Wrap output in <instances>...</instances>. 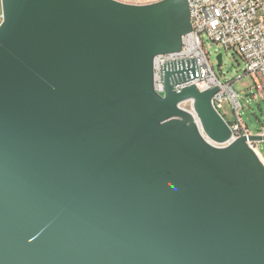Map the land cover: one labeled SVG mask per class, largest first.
<instances>
[{"label":"water","instance_id":"95a60500","mask_svg":"<svg viewBox=\"0 0 264 264\" xmlns=\"http://www.w3.org/2000/svg\"><path fill=\"white\" fill-rule=\"evenodd\" d=\"M0 2V264H264V136L175 89L196 59L155 88L188 0Z\"/></svg>","mask_w":264,"mask_h":264},{"label":"built area","instance_id":"2783aa9c","mask_svg":"<svg viewBox=\"0 0 264 264\" xmlns=\"http://www.w3.org/2000/svg\"><path fill=\"white\" fill-rule=\"evenodd\" d=\"M188 4L192 31L183 38L180 52L155 58L156 91L161 95L164 93L162 66L166 62L196 59L199 77L175 89L179 91L191 84H196L201 90L218 87L219 93L213 99L215 108L219 112L223 109V103L228 101L223 95L228 93L236 110L237 121L231 126L232 141L254 135L239 115L241 107L233 83H223L217 77L207 48L215 44L219 48L236 51L247 64L245 75L253 79L258 95L264 100V0H188ZM2 21L1 13L0 24ZM179 107L195 115L192 100L179 104ZM258 135L264 136V127ZM249 145L259 154L255 143Z\"/></svg>","mask_w":264,"mask_h":264},{"label":"rangeland","instance_id":"374dc122","mask_svg":"<svg viewBox=\"0 0 264 264\" xmlns=\"http://www.w3.org/2000/svg\"><path fill=\"white\" fill-rule=\"evenodd\" d=\"M127 4H150L160 0H117ZM1 2H0V15H1ZM205 41L208 45V39L205 37ZM209 53L211 65L221 82L233 83V89L238 95L240 104L239 115L242 118L244 124L248 127L252 134L257 135L258 132H262L264 127V100L258 95L253 79L250 76L245 75L247 64L234 50H227L217 47L215 44H211V47L207 48ZM223 55V64L218 66L217 56ZM224 98H228V101L223 103V109L220 110L221 115L226 118L227 122L235 123L237 121V115L234 105L230 102L228 93H225ZM259 151V156L264 162V143H256V147Z\"/></svg>","mask_w":264,"mask_h":264},{"label":"trees","instance_id":"16d2710c","mask_svg":"<svg viewBox=\"0 0 264 264\" xmlns=\"http://www.w3.org/2000/svg\"><path fill=\"white\" fill-rule=\"evenodd\" d=\"M221 113V112H220ZM225 118V117H224ZM225 120H226V118H225ZM227 121V120H226ZM236 123V122H235ZM228 124L230 125V126H232L234 123H229L228 122ZM259 133H261V131L260 132H258L257 134H259Z\"/></svg>","mask_w":264,"mask_h":264}]
</instances>
